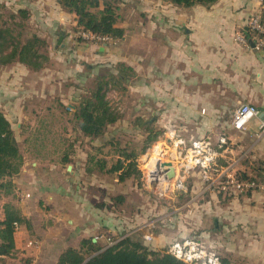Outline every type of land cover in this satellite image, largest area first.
Segmentation results:
<instances>
[{
  "label": "crops",
  "instance_id": "obj_1",
  "mask_svg": "<svg viewBox=\"0 0 264 264\" xmlns=\"http://www.w3.org/2000/svg\"><path fill=\"white\" fill-rule=\"evenodd\" d=\"M260 3L261 0H218L210 7L186 9L151 1L144 21L130 29L119 25L125 29L123 39L79 44L72 36H64L61 52L70 54L73 50L65 58L67 67H76L68 71L69 75L83 68H106L115 75L120 64L131 68V79L138 76L143 80V90L130 88L132 93L143 92L144 107L156 104L165 121L208 124L211 135L201 138H211L214 143L221 136L229 137L237 148L221 163L234 161L235 172L264 182V134L259 135L264 119V52L255 47L256 39L248 37L253 35L249 20ZM69 26L65 24L68 32ZM238 34L248 37L249 47L236 41ZM53 55L50 52V63ZM0 71L7 75L2 78L0 90L8 93H15L23 73L29 72L18 61L0 65ZM4 94L0 93V110L11 124L30 117L13 111L14 105L4 101L9 99ZM244 103L256 106L262 115L246 132H239L232 128L231 120ZM34 117L31 116L36 120ZM15 136L24 166L13 178L14 193L3 197L0 222L5 219L4 207L12 205L31 228L16 227V249L12 257L6 258L7 264H25L26 259L31 264H56L64 251L80 249L81 243L90 239L106 248L108 239L137 236L154 250L164 251L178 237L190 235L184 226L176 232L168 230L161 211L146 196L142 200L136 197L141 203L130 202L123 194L122 203H115L111 197L109 202L99 204L108 174L89 172L91 166L71 149L23 152L16 132ZM256 162L262 163V168H255ZM191 177L192 208L186 210L183 205L179 210L182 216L192 218L193 236L197 234L226 264H264V189L220 194L208 188L198 173ZM115 181L118 188L128 183H120L116 177ZM148 234L153 235L151 242L144 239Z\"/></svg>",
  "mask_w": 264,
  "mask_h": 264
},
{
  "label": "rangeland",
  "instance_id": "obj_2",
  "mask_svg": "<svg viewBox=\"0 0 264 264\" xmlns=\"http://www.w3.org/2000/svg\"><path fill=\"white\" fill-rule=\"evenodd\" d=\"M58 1L0 0V29L9 28L13 39L22 43H26L33 36H38L47 43L46 47L41 48V52L47 57L50 56V52L55 54L51 63L50 59L48 61L43 60L44 69L37 71V73L27 67L29 72L23 73L25 74L23 75V84L22 82L19 83V88L15 93L0 90V93L5 92L3 97H9L8 101H4L14 105L13 111L25 112V114L30 115V117H23L21 122L18 120L12 123L22 151L28 153L29 150L39 151L44 148L71 149L79 153L78 159L83 163L87 162L89 166H95L97 162L106 161L107 167L116 163L120 151L124 148V150L138 154L137 164L142 172L140 177L129 180L128 183L118 188L115 176H106L107 181L105 183L107 184L104 186L101 197H99L101 198L99 204L105 201L109 202L108 198L123 194L128 196L130 202H140L137 198L142 200L146 196L152 205H157L155 208L158 209V212L161 211V216H164L162 220L167 224L168 230L176 232L184 226L186 232L189 230L190 235L187 237L193 236V232L190 231L193 223L192 218L182 216V211L179 210L183 205H185L186 210H190L189 207L192 208L191 198L188 199L187 195H178L163 200L157 194L150 193L145 186L146 183H144V172L147 168L144 157L152 153L154 147L158 145L157 143L169 131L174 130L181 137L187 138L186 140H193L204 135H211L207 128L208 124H182L165 121L159 106L154 104L144 107L143 92L132 93L130 87L135 90L142 87L143 90V80L136 76L133 79L131 77L126 83L110 85L108 88V101L122 116V119L109 127L104 136L99 138L86 137L79 129L74 111L81 97L89 95L95 89V78L108 76L110 71H107L106 68L94 70L83 68V71L78 69V73L68 74L69 70L76 68L67 67L65 63V58L73 54V50L70 54L61 52V45L65 41L64 39L60 41L61 37L66 36L67 39L68 36H72L71 39L79 44L91 41L80 36L82 30L76 29V16L62 10ZM109 1L115 7H119L118 12L121 16L119 25H125L126 28L130 29L136 23L144 21L148 12L146 8L151 1L156 2L157 0ZM20 10H25L27 16L21 15ZM65 24L70 25L69 32L66 30ZM58 42H61L60 45ZM6 77L7 75L0 71V83L2 78ZM9 83H12L10 77ZM62 100L63 102H61ZM32 115L36 116L34 117L36 120L31 118ZM148 127L153 130L150 134L147 132ZM23 131L24 137L22 136ZM156 133H160L158 140L151 143L143 151L144 147L148 145L147 139ZM254 164H256L255 168H262L263 166L262 163L256 162ZM192 180L191 177L187 184L191 185ZM91 191L94 190L91 189ZM2 201H4L3 198L0 200L1 206ZM138 202L137 204H139ZM173 219L174 223L171 224ZM155 229L158 230L159 228L155 227ZM196 235L194 234L193 237ZM181 239H183L182 236L177 238V240Z\"/></svg>",
  "mask_w": 264,
  "mask_h": 264
},
{
  "label": "trees",
  "instance_id": "obj_3",
  "mask_svg": "<svg viewBox=\"0 0 264 264\" xmlns=\"http://www.w3.org/2000/svg\"><path fill=\"white\" fill-rule=\"evenodd\" d=\"M165 3L181 8H192L196 5L210 7L218 0H161ZM62 10L76 16V29L91 33L95 36L110 37L113 41L121 40L125 36V29L120 27L121 16L119 7H115L109 0H59ZM27 16L25 10L19 12ZM264 25V16L262 18ZM9 28L0 29V65L20 62L31 70L37 72L44 69L43 60L50 58L41 52L47 43L38 36H33L26 43L17 42L11 35ZM255 40L254 35L248 36ZM134 75L131 68L124 64L118 66V74L109 72L108 76H97L96 87L87 96H82L76 106L74 116L79 123L81 132L90 138H99L105 135L108 128L117 124L122 116L108 101V88L111 85L122 84L129 81ZM146 126V124H145ZM147 132H153L149 127ZM160 133L147 139L148 145L156 142ZM125 149V148H124ZM121 150L116 163L110 167L106 161L97 162L89 168V172L97 170L115 176L120 183L140 177L138 168V154ZM24 166V159L17 142L14 129L6 115L0 110V200L4 196L14 193L13 178L18 176ZM241 180H257L247 173H238ZM187 195L191 198V185H188ZM181 195V196H182ZM115 203H122L123 197H114ZM5 219L0 222V264H7L6 258L14 255L15 231L18 225L31 228L30 222L21 211L12 206L4 207ZM193 237V236H189ZM187 238V237H185ZM197 238V237H195ZM184 239V238H183ZM198 239V238H197ZM164 251H156L145 244L139 237H124L113 246L103 248L92 239L84 240L80 249L69 248L64 251L57 264H185ZM25 264H31L25 260Z\"/></svg>",
  "mask_w": 264,
  "mask_h": 264
},
{
  "label": "built area",
  "instance_id": "obj_4",
  "mask_svg": "<svg viewBox=\"0 0 264 264\" xmlns=\"http://www.w3.org/2000/svg\"><path fill=\"white\" fill-rule=\"evenodd\" d=\"M264 0H261L258 10L250 18L248 28L256 37L255 47L264 52ZM80 36L84 39L96 43H109L113 40L110 37L95 36L82 31ZM236 41L239 44L249 47V40L244 34H238ZM261 111L254 105L241 104L233 113L231 126L239 132H246L250 124L261 117ZM264 134V119L259 127V135ZM149 153L148 160L153 156L158 158L155 163V170H150L146 165L149 162L144 157L146 172H144V183L148 190L158 195L160 199H170L189 192L188 180L193 173H198L208 188L220 194L229 192L247 193L256 189H264V182L257 180H241L238 173L234 171L236 162L222 164L221 160L233 154L236 143L227 136H221L217 143L211 138H201L186 140L177 134L176 131H169ZM161 149L162 153L155 155V150ZM171 164L175 169V177L170 180L167 172H164L162 164ZM150 179H153L152 188ZM163 181L170 184L169 189L162 186ZM146 242L153 240V235L144 236ZM109 246H113L117 241L108 239ZM32 245V243H30ZM165 253L170 254L177 260L185 264H226L217 253L210 250L206 245L195 237H187L174 241L166 249Z\"/></svg>",
  "mask_w": 264,
  "mask_h": 264
},
{
  "label": "water",
  "instance_id": "obj_5",
  "mask_svg": "<svg viewBox=\"0 0 264 264\" xmlns=\"http://www.w3.org/2000/svg\"><path fill=\"white\" fill-rule=\"evenodd\" d=\"M63 39V37H61L60 41ZM250 44L254 47V44L252 43V41H250ZM149 155H146V158H148ZM162 168L164 170V172H167V177L170 179V180H173L174 177H175V169L171 166V164H168V163H165V164H162ZM154 180L153 179H150V184H151V188H152V184H153Z\"/></svg>",
  "mask_w": 264,
  "mask_h": 264
},
{
  "label": "bare ground",
  "instance_id": "obj_6",
  "mask_svg": "<svg viewBox=\"0 0 264 264\" xmlns=\"http://www.w3.org/2000/svg\"><path fill=\"white\" fill-rule=\"evenodd\" d=\"M161 153H162L161 149L155 150V155H159ZM147 160H148V158H147ZM156 161H158V158L156 156H153L152 159L147 163L146 166L150 170H155V163H156ZM162 185H163L162 187L165 188V189H169V187H170V184H168L166 181H163Z\"/></svg>",
  "mask_w": 264,
  "mask_h": 264
}]
</instances>
